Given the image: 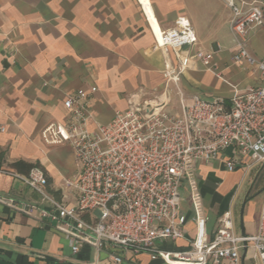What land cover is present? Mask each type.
Instances as JSON below:
<instances>
[{
    "label": "crops",
    "instance_id": "crops-1",
    "mask_svg": "<svg viewBox=\"0 0 264 264\" xmlns=\"http://www.w3.org/2000/svg\"><path fill=\"white\" fill-rule=\"evenodd\" d=\"M256 1L264 12V0ZM180 17L189 21L197 38L192 50L203 49L219 70V76L202 68L186 71L180 86L187 100L197 95L228 104L234 93L260 83L253 67L233 62L231 12L223 0H0V264H114L107 250L86 248L72 255L61 228L20 210L23 204L41 206L40 195L16 176L25 177L33 166L41 167L46 191L73 207L77 192L66 182L75 179L78 164L67 144L48 145L41 131L64 122L63 101L80 89L89 92L96 87L89 101V130L125 110L129 96L160 93L165 65L175 67L178 62L172 50L156 46L153 31L172 28ZM246 49L255 60L264 58V25L248 30ZM173 101L176 107L174 95ZM231 153L228 148L223 156ZM246 161L232 172L225 170L224 160L198 163L191 173L203 198L209 238L226 211L231 212L235 235L257 231L261 206L257 216L250 205L243 209L239 230L233 218L245 179L252 172L257 180L264 177V163L248 169ZM17 162L31 167L17 170L13 166ZM184 198L185 236L168 241L166 250L189 248L194 238L190 203ZM239 255L240 264H257L250 249ZM121 264L167 263L145 253H127Z\"/></svg>",
    "mask_w": 264,
    "mask_h": 264
},
{
    "label": "built area",
    "instance_id": "built-area-1",
    "mask_svg": "<svg viewBox=\"0 0 264 264\" xmlns=\"http://www.w3.org/2000/svg\"><path fill=\"white\" fill-rule=\"evenodd\" d=\"M223 2L231 12L233 62L253 67L259 84L234 93L228 104L197 95L187 100L180 86L186 71L202 68L219 76V70L203 49L192 50L197 38L189 21L180 17L172 28L153 31L156 46L172 50L178 62L165 65L160 93L129 96L125 110L89 130V101L96 87L80 89L63 101L64 122L41 131L46 144H67L72 150L79 171L66 185L77 192L76 204L68 208L48 193L43 169L33 166L27 176L16 177L40 195L41 206L23 204L20 210L61 228L72 255L88 248L107 250L114 264H121L127 253H145L167 264H240L239 252L250 249L256 263L264 264V200L255 234L235 235L226 211L209 238L203 198L191 176L198 163L224 160L228 172L244 159L248 169L264 163V58L255 60L246 49V34L264 25V12L256 0ZM228 148L232 153L224 157ZM184 191L195 235L189 248L166 250L168 241L186 233Z\"/></svg>",
    "mask_w": 264,
    "mask_h": 264
},
{
    "label": "rangeland",
    "instance_id": "rangeland-1",
    "mask_svg": "<svg viewBox=\"0 0 264 264\" xmlns=\"http://www.w3.org/2000/svg\"><path fill=\"white\" fill-rule=\"evenodd\" d=\"M175 103L176 101H173L172 105ZM249 191L253 192V195L249 198L250 204H248L249 202H246L247 204L244 207V211L250 205V209H252L255 216H257L261 203L264 200V177L257 180L256 172H252L243 182L237 194V200L233 206V218L234 224H236V230L240 229L239 210H241L243 201L246 199V195ZM185 197H187V195H185Z\"/></svg>",
    "mask_w": 264,
    "mask_h": 264
},
{
    "label": "trees",
    "instance_id": "trees-1",
    "mask_svg": "<svg viewBox=\"0 0 264 264\" xmlns=\"http://www.w3.org/2000/svg\"><path fill=\"white\" fill-rule=\"evenodd\" d=\"M17 170H22V169H25V170H28L31 165L29 164H26L24 162H17L13 165Z\"/></svg>",
    "mask_w": 264,
    "mask_h": 264
},
{
    "label": "water",
    "instance_id": "water-1",
    "mask_svg": "<svg viewBox=\"0 0 264 264\" xmlns=\"http://www.w3.org/2000/svg\"><path fill=\"white\" fill-rule=\"evenodd\" d=\"M245 204H246V199L243 201L242 209H241V212H240V223L241 224H243V209H244Z\"/></svg>",
    "mask_w": 264,
    "mask_h": 264
},
{
    "label": "flooded vegetation",
    "instance_id": "flooded-vegetation-1",
    "mask_svg": "<svg viewBox=\"0 0 264 264\" xmlns=\"http://www.w3.org/2000/svg\"><path fill=\"white\" fill-rule=\"evenodd\" d=\"M246 202H247V198H246ZM242 209V208H241ZM241 211V210H240Z\"/></svg>",
    "mask_w": 264,
    "mask_h": 264
}]
</instances>
